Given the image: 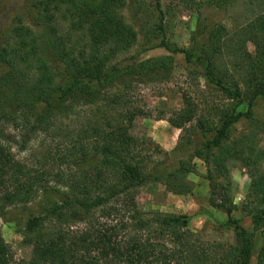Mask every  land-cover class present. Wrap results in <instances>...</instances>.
Returning <instances> with one entry per match:
<instances>
[{
    "label": "trees",
    "instance_id": "16d2710c",
    "mask_svg": "<svg viewBox=\"0 0 264 264\" xmlns=\"http://www.w3.org/2000/svg\"><path fill=\"white\" fill-rule=\"evenodd\" d=\"M125 5V0H40L36 4L38 14L43 26L49 27L52 34L48 49L44 50L45 56L38 52V39H34L33 50L26 51L30 38L24 31L28 29L20 25L12 30V37L19 38L15 40L18 45L14 49L19 59H13L8 54L9 50L0 47V66L5 65L9 69L3 78L8 91L4 88L3 94L11 92L6 98L10 106L3 102V111H0L3 126H19L16 116L21 105L37 111L36 122L23 119L25 127L32 129L31 133L46 132L48 128L45 125L53 108L70 101L83 99L94 104L97 100L104 109L98 110L101 116L86 125L79 138L74 152L81 155L79 175L71 172L55 176L49 163L36 168L16 159L11 151V142L4 140L6 137L0 132V221L9 222L11 217L24 213L23 236L25 243L32 245L33 255L23 264H97L105 259L109 264H250L255 251L254 233L258 230L262 231V242L257 260L264 264V169L263 158H260L263 156L260 154L255 158L254 151L251 154L237 150L235 143L230 147L233 125L245 115L252 116L254 102L264 98V16L251 22L243 31L246 42L239 46L242 54H238L237 64L244 77L241 82L229 81L217 64L222 50L230 45L228 40L223 42L215 33L211 34L210 44L199 45L193 37L189 49H173L184 54L187 62L203 64L206 86L231 101L218 129H207V123L203 121L197 123L204 142L203 149L196 155L207 165L213 164L219 179L230 182L228 162L231 160L241 162L251 179L243 216L252 219L254 233L244 228L242 220L233 218L239 208L227 191V202L215 206L227 213L233 225L237 245L228 247L203 243L190 231L191 219L188 216L157 211L145 214L134 210L136 190L149 182L164 180L161 172L155 177L145 173L146 158L139 150L143 145L131 134L135 118L144 112L132 107L130 84H125L123 89L116 86L131 76L139 75L137 66H120L125 61L119 57L129 53L138 42L137 30L126 22L123 14ZM59 16L67 21L65 32L57 27ZM164 23L165 18L161 14V32L164 31ZM247 43L253 44L254 54L247 51ZM155 47L171 50L164 33L161 43ZM230 47L227 50L231 53H239V47ZM49 55L53 56L55 64H50ZM126 57L124 60L135 59L134 56ZM160 63L162 61L154 64L158 66ZM17 64L34 66L36 76L25 77ZM148 64L143 62L138 66L144 69ZM58 66L63 68L58 69ZM10 84L13 86L9 88ZM245 104L248 106L246 114L239 111ZM40 105L45 107L38 112ZM194 116L195 106L185 96L184 107L174 111L168 123L182 130ZM211 133H214L212 139L209 137ZM22 141L27 143L24 138ZM214 151L218 154L214 155ZM42 158L49 159L47 155ZM189 173L180 167L166 178L181 182L182 175ZM65 178L69 179L62 188L60 183ZM215 179L216 175L209 170L208 180L213 191L219 186ZM52 182L59 186H52ZM187 186L181 182L169 188L172 192L184 194ZM122 202L123 212L130 215L131 227L120 220L115 235V228L105 229L106 225H98L99 230H94V234L89 230L76 236L67 231L66 225L80 222L79 219L91 222L97 215L111 218L120 214L117 206ZM127 228L131 230L128 240L119 241V234ZM94 252L98 256H93ZM0 264H17L1 232Z\"/></svg>",
    "mask_w": 264,
    "mask_h": 264
},
{
    "label": "rangeland",
    "instance_id": "374dc122",
    "mask_svg": "<svg viewBox=\"0 0 264 264\" xmlns=\"http://www.w3.org/2000/svg\"><path fill=\"white\" fill-rule=\"evenodd\" d=\"M38 1L40 0H0V47L9 50L8 54L15 60L19 59L14 52L18 45L15 40L18 41L19 38L12 37L15 26L20 25L28 29L24 31L30 38L27 52L33 50L34 39H38V52L41 56H45L44 50L52 39L50 28L43 26V20L38 14L39 10L36 7ZM125 4L123 14L126 22L137 30L138 42L129 53L119 57V60L125 61L121 62L120 66L122 68L137 66L139 75L131 76L125 79L124 83H118L116 86L123 89L125 84H130L128 88L131 87L129 95L132 107L144 112L143 115L135 118L131 134L143 145L139 150L143 151L146 158L145 173L155 177L161 172L164 180L149 182L138 188L133 195L134 210L145 214L157 211L163 214L188 216L191 219L190 231L203 243L236 246L237 238L233 225L229 222L230 218L224 210L215 206L227 202V191L239 208L233 218L242 220L244 228L254 233L252 219L243 216L245 214L243 206L246 207L245 196L251 183L248 171L241 162L229 161L230 182H228L223 178L219 179L213 170L215 168L212 167L213 164L207 165L196 156L203 149L204 142L197 123L203 121L207 123V129H218L221 117L230 108L231 101L214 88L206 86L203 64L196 61L189 63L185 60L184 54L174 52L173 49H189L193 37H196L199 45L210 44L213 33L216 37H221L223 42L228 40V44L232 45L233 49L242 47L246 42L244 29L260 16H264V0H125ZM161 14L165 18L162 32L170 51L155 47L161 43L163 37L159 28ZM56 23H58L57 27L65 32L67 21L59 16V21ZM241 47H239L240 51ZM246 47L249 53H255L253 44L247 43ZM228 48L222 50L217 64L227 74L229 81L241 82L244 77L238 70L237 64L238 54H242V51L233 54L227 50ZM126 56H134L135 59L124 60L128 58ZM48 61L51 65L55 64L52 55H49ZM155 61L162 63L156 66ZM143 62L149 63L144 69L138 66ZM17 68L24 72L25 77L36 76V69L32 65L27 67L17 64ZM60 68L63 67L58 66V69ZM8 71L5 65L0 66V111H3V102L8 103L6 98L11 93L3 94L6 84L3 78ZM11 86L13 84H10L9 88ZM185 96L195 106V116L191 123L178 130L168 123V119L172 117L174 111L184 107ZM18 103L21 104L20 101ZM7 106H10V103ZM44 107L40 105L38 112ZM98 110L104 109L97 100L94 104L83 99L70 101L66 105L53 108L49 114V122L45 125L48 128L46 132L39 130L37 133H31L32 129L29 126L25 127L23 119L25 118L26 122H36L37 111L23 108L21 105L16 116L19 126H3L1 121L0 132L2 131L4 138L6 137L4 140L11 142V151L16 159L36 168L49 163L55 176L60 173L67 175L71 172L79 175V171L82 170V167H79L81 155H75L74 152L78 148V141L84 133L85 126L97 121L101 116ZM239 111L246 114L247 104ZM213 136L214 133L209 134L210 139ZM23 138L26 144L23 143ZM230 141V147L235 143L237 150H246L247 153L254 151L255 158L261 154L264 169V98L254 102L252 116L245 115L233 125ZM213 154L217 155L218 151H214ZM44 155L49 159H43ZM180 167L190 171L189 174L182 175L181 182L184 186L188 185L184 194L170 191L169 187H176L181 182L168 180V176L166 178V175H170ZM209 170L214 172L217 178L215 183L219 186H216L215 191L208 180ZM68 179L65 178L64 182L60 183V187L63 188ZM51 185L59 186L56 182H52ZM117 208L121 210L120 214H114L111 218L97 215L91 222H82L79 219L80 222L66 225V228H69L67 231L76 236L82 231L89 230H91L90 234H94V230H99L98 225H106L105 229L115 228L113 234L115 235L120 220L131 227L130 215L123 212V202ZM15 216V218L11 217L12 221H0V232L11 247L15 262L23 264L31 260L33 247L24 240V213ZM130 231V228H127L120 233L118 240H128ZM261 242L262 231L258 230L254 233L255 251L250 264H259L257 256ZM92 255L98 256L96 252ZM97 264H109V261L100 260ZM113 264L118 263L113 262Z\"/></svg>",
    "mask_w": 264,
    "mask_h": 264
}]
</instances>
